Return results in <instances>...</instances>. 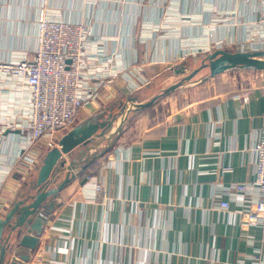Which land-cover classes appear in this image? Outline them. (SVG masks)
Returning a JSON list of instances; mask_svg holds the SVG:
<instances>
[{"label":"crops","instance_id":"obj_1","mask_svg":"<svg viewBox=\"0 0 264 264\" xmlns=\"http://www.w3.org/2000/svg\"><path fill=\"white\" fill-rule=\"evenodd\" d=\"M43 4L86 22L128 71L102 86L73 126L97 118L112 128L93 138L92 151L79 147L64 155L65 166L58 165L46 190L65 180L72 161L104 147L105 154L84 171L77 166L79 175L46 202L54 209L38 246L22 247L14 236L5 264H252L257 255L264 264V227L246 224L233 198L230 211L212 207L217 189L254 180L249 150L264 116V71L245 72L248 79L238 85L216 82L207 95L196 89L192 98L171 97L194 78L166 100L131 111L113 137L133 104L175 85L186 76L177 74L182 66L190 72L201 65L205 54L184 58L185 42L208 37L231 44L244 35L227 24L214 28L209 5L237 10L245 20L254 17L253 7L238 0H0V61L34 48ZM21 137L20 131L2 133V150L16 156ZM43 150H34L43 159L30 173L20 168L1 188L0 218L38 193ZM96 183L106 197L96 193Z\"/></svg>","mask_w":264,"mask_h":264},{"label":"built area","instance_id":"obj_2","mask_svg":"<svg viewBox=\"0 0 264 264\" xmlns=\"http://www.w3.org/2000/svg\"><path fill=\"white\" fill-rule=\"evenodd\" d=\"M238 1L253 7L254 17L245 20L237 10L205 7L213 16L214 28L227 24L243 29L244 35L231 44L208 37L192 38L183 45L184 58L207 56L225 47L264 51V0ZM37 26L33 49L0 61V136L8 131L22 134L15 148L16 156L12 149L2 150L0 146V191L20 168L25 176L30 173L43 159L34 150L45 148L42 152H48L57 147L61 136L73 128L98 90L128 71L118 55L106 52L104 42L92 35L86 22L67 20L59 8L43 4ZM249 152L254 180L217 189L212 207L230 211L233 198L240 205L237 213L246 224L264 227V116ZM222 171L231 170L222 168ZM89 178L92 179L90 176L86 179ZM95 191L106 197L103 184L96 183ZM254 259L252 264H259L261 257L257 255Z\"/></svg>","mask_w":264,"mask_h":264},{"label":"water","instance_id":"obj_3","mask_svg":"<svg viewBox=\"0 0 264 264\" xmlns=\"http://www.w3.org/2000/svg\"><path fill=\"white\" fill-rule=\"evenodd\" d=\"M239 67L264 71V51L234 52L217 50L207 55L201 62V65L191 72H188L189 69L182 66L177 71V74L186 76L179 83L165 89L162 94L154 97L149 102L135 104V109H128L113 137L122 132L131 111L135 112L151 107L159 98L170 94L185 83L192 82L202 71L208 70L209 77L213 78ZM112 126L113 122L101 123L97 118H92L73 127L59 140L58 147L47 152L38 171V193L31 197L30 202L28 200H21L15 203L12 209L0 218V264H5L7 251L14 236L19 238V244L22 247L34 250L38 246L40 236L47 223L48 215L54 209V202L46 204L48 199H56L62 189L79 175L76 169L78 165H81L83 171L86 170L93 162L105 154L107 148L98 154L95 153L86 158H80L78 161H72L67 168L68 173L65 180L55 188L46 190L58 165L65 166L63 161L64 155L71 154L79 147L86 148L88 152L92 151L93 148H88V146L93 142V138L104 137ZM100 130H102L101 133L99 132ZM23 230H26L27 233L24 234Z\"/></svg>","mask_w":264,"mask_h":264},{"label":"rangeland","instance_id":"obj_4","mask_svg":"<svg viewBox=\"0 0 264 264\" xmlns=\"http://www.w3.org/2000/svg\"><path fill=\"white\" fill-rule=\"evenodd\" d=\"M241 49V48H240ZM222 50H228V51H234V52H246V51H236V50H229V49H222ZM197 67L194 66V68H190V72L197 69ZM209 71H206V73L198 74L194 81L195 83H192V85H187L184 87V89H178L174 91L171 95V97H176V98H192L193 92L196 89H199V95H207L208 93L213 91V84L216 82H221L223 83L224 80L230 81L231 83L237 84L243 82V77L247 80L248 78L246 77L245 72H250L251 74H257V72H262V71H256L253 69H244V68H235L231 70L228 73H225L224 75H219L218 77L211 78L209 77ZM254 72V73H253ZM181 77V76H180ZM183 78V77H182ZM182 78H179L177 80H173L172 82H175V84L179 83ZM245 83H248V81H245ZM187 84V83H186ZM174 85V84H173ZM169 88V87H168ZM167 89V88H166ZM165 90V89H164ZM163 90V91H164ZM162 91V92H163ZM161 93V92H160ZM170 97V96H169ZM169 97H161L160 100L164 101ZM133 109H135L134 104L131 106ZM106 147H104L105 149ZM252 257V256H251ZM253 259L255 256L252 257Z\"/></svg>","mask_w":264,"mask_h":264}]
</instances>
